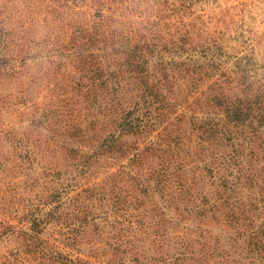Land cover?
<instances>
[{
    "label": "rangeland",
    "instance_id": "374dc122",
    "mask_svg": "<svg viewBox=\"0 0 264 264\" xmlns=\"http://www.w3.org/2000/svg\"><path fill=\"white\" fill-rule=\"evenodd\" d=\"M0 264H264V0H0Z\"/></svg>",
    "mask_w": 264,
    "mask_h": 264
},
{
    "label": "trees",
    "instance_id": "16d2710c",
    "mask_svg": "<svg viewBox=\"0 0 264 264\" xmlns=\"http://www.w3.org/2000/svg\"><path fill=\"white\" fill-rule=\"evenodd\" d=\"M248 127V126H247ZM249 132V135H248V139L249 141H251L252 145H254V142L257 141L258 138V135L256 134L255 130L251 131V129L248 130ZM255 138V139H254ZM142 152V151H141ZM143 153V152H142Z\"/></svg>",
    "mask_w": 264,
    "mask_h": 264
}]
</instances>
